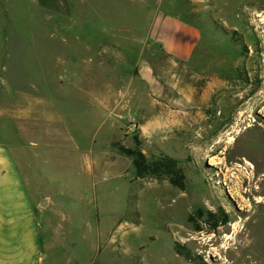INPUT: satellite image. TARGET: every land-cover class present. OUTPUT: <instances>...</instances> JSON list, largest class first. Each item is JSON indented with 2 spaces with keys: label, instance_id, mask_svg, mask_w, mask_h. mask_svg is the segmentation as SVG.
Masks as SVG:
<instances>
[{
  "label": "rangeland",
  "instance_id": "obj_1",
  "mask_svg": "<svg viewBox=\"0 0 264 264\" xmlns=\"http://www.w3.org/2000/svg\"><path fill=\"white\" fill-rule=\"evenodd\" d=\"M70 4L0 0L2 174L65 242L49 263L264 264V0ZM158 14L200 30L189 57ZM137 157L174 160L182 187Z\"/></svg>",
  "mask_w": 264,
  "mask_h": 264
},
{
  "label": "crops",
  "instance_id": "obj_2",
  "mask_svg": "<svg viewBox=\"0 0 264 264\" xmlns=\"http://www.w3.org/2000/svg\"><path fill=\"white\" fill-rule=\"evenodd\" d=\"M28 3L62 15L71 11L70 0H28ZM151 30L169 54L180 58L192 54L200 35L193 23L171 14L156 15ZM2 36L0 26V48ZM137 64L140 76L148 80L152 70L146 59H139ZM5 161L11 164L0 154V264H50L55 258L64 261L70 256L64 252L65 242L46 240V235H40L42 229L46 231V219L34 211V193L25 191L20 177L2 174Z\"/></svg>",
  "mask_w": 264,
  "mask_h": 264
},
{
  "label": "trees",
  "instance_id": "obj_3",
  "mask_svg": "<svg viewBox=\"0 0 264 264\" xmlns=\"http://www.w3.org/2000/svg\"><path fill=\"white\" fill-rule=\"evenodd\" d=\"M164 163H154L153 165L146 164L142 157H137L134 160V164L137 167L138 171L150 170L152 168H159L161 172L167 173L170 175L172 183L177 186L182 187V178L183 175L179 167L176 166V162L170 158L163 159Z\"/></svg>",
  "mask_w": 264,
  "mask_h": 264
}]
</instances>
